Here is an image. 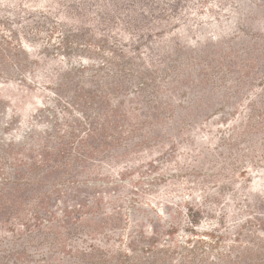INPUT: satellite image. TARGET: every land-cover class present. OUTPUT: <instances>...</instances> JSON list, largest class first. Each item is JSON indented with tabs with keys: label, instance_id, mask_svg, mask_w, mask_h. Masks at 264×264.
<instances>
[{
	"label": "rangeland",
	"instance_id": "obj_1",
	"mask_svg": "<svg viewBox=\"0 0 264 264\" xmlns=\"http://www.w3.org/2000/svg\"><path fill=\"white\" fill-rule=\"evenodd\" d=\"M73 25L82 26L73 39L77 46L59 62L56 45ZM8 29L26 47L40 46L37 64L28 61L27 70L0 77V182L19 173L22 181L39 179L27 185L24 197L29 205L49 194L43 217L45 211L60 216L66 207L82 217L112 208L125 228L132 220L153 221L157 208L165 207L164 219L181 223L179 212L198 197L208 211L203 223L226 212L228 223L254 202L248 186L264 188V118L246 117L248 103L258 109L264 101V0H0V34ZM78 57L110 62L103 75L110 89L117 88L111 106L121 103L118 128H107L112 137L106 144L99 137L81 143L87 125L73 121L64 107L67 95L43 88L58 62ZM39 73L48 78L37 86L27 88L18 79L33 81ZM42 130L47 133L39 137ZM18 135L28 146L18 150L21 163L2 151L3 140ZM63 141V154H51L47 165L29 174L23 163L31 159L29 148L53 150ZM225 162L249 167L252 181L246 179L239 197L226 203L232 183L217 188V165ZM9 219L11 226L0 224V264H32L43 246L33 247L31 233ZM22 246L28 261L13 254Z\"/></svg>",
	"mask_w": 264,
	"mask_h": 264
},
{
	"label": "trees",
	"instance_id": "obj_2",
	"mask_svg": "<svg viewBox=\"0 0 264 264\" xmlns=\"http://www.w3.org/2000/svg\"><path fill=\"white\" fill-rule=\"evenodd\" d=\"M26 13L33 12L27 9ZM61 22L63 20H59L55 25L58 26ZM81 28L80 25H73L72 31H64L61 35L56 45L60 52L56 56L62 58L59 62L70 56L77 46L73 39L79 35L78 31ZM8 30L9 34H0V77H12L11 73L18 68L27 70L28 61L38 63L37 57H34L40 45L26 47L18 32L13 29ZM59 62L56 73L51 79L43 77L42 73L33 74V81L27 79L25 75H20L18 79L30 88L33 85L37 86L40 83L39 79L48 78L47 81H43L45 83L43 88L55 96L58 95V91L65 93L69 101L64 107L69 111L73 121L82 122V126L83 123L87 125L81 143L85 144L93 139L97 141L96 137H99L102 144L110 142L109 136L111 138L112 135L107 132V128H118V104L121 103L117 100L111 106L117 88L110 89L103 75L106 69L110 68V62L106 59L97 60L89 57H78L74 63L59 64ZM261 82L264 84V79H261ZM101 108L106 110L103 114L98 112ZM247 110L248 120L253 119L254 116L264 118V101L258 109L252 102L248 103ZM45 133L47 131L42 130L37 135L42 137L41 135ZM73 135L74 133L71 134ZM22 138V135H18L3 140V153H12V160L15 163H21L23 160L19 158L21 152L18 150L28 149ZM67 144L68 141H63L53 150L46 145H38L36 152L35 149L29 148L31 159L28 163L23 162L29 174L47 165L51 154H63ZM261 152L264 153V150ZM217 166L219 176L222 178L217 188L220 184L224 187V182L232 183V189L224 203L231 199L230 196L239 197L237 189L245 185L246 179V182H252L246 176L249 172L245 169L249 167L240 169L242 168L240 165L232 162ZM236 172L240 174L239 180L236 179ZM20 176L21 173L10 182H0V224L11 226L9 218L11 216L16 218L15 224L27 233H31L28 236L35 243L33 247L43 246V249L37 251L32 264H264V188L259 189L257 183L248 186L247 190L254 195V202L247 205L248 210L242 217L228 223L225 222V218L228 217L227 212L219 215L217 219L212 215L207 223H203L202 220L205 218L203 215L208 211L204 210L205 207L201 203H196L199 202L196 197L194 203L185 204L183 210L179 212L181 223L164 219L165 207H163V209L157 208V216L153 221L149 220L144 224L139 220H132L122 228L117 225L119 213L112 208L101 215L82 217V213L76 215L71 208L66 207L60 216L45 211L47 215L43 217V211L46 210L45 199L49 194L42 193L28 205L25 203V189L32 180L36 184H39L40 180L33 177L31 180L22 181L23 177ZM207 194L213 195L210 192ZM98 201L100 200H95ZM78 206L86 205L78 203ZM211 210L209 209L210 214L213 213ZM229 225L231 226L228 227ZM226 228L231 231H226ZM20 249L13 253L15 258L28 261L30 258L25 246ZM1 258L3 259V256Z\"/></svg>",
	"mask_w": 264,
	"mask_h": 264
}]
</instances>
